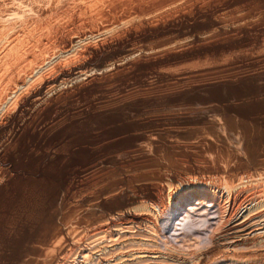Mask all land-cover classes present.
Returning a JSON list of instances; mask_svg holds the SVG:
<instances>
[{"label": "bare ground", "instance_id": "bare-ground-1", "mask_svg": "<svg viewBox=\"0 0 264 264\" xmlns=\"http://www.w3.org/2000/svg\"><path fill=\"white\" fill-rule=\"evenodd\" d=\"M0 264H264V0H0Z\"/></svg>", "mask_w": 264, "mask_h": 264}]
</instances>
